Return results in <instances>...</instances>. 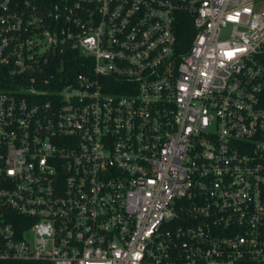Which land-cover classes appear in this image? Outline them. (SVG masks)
<instances>
[{"label":"built area","instance_id":"built-area-1","mask_svg":"<svg viewBox=\"0 0 264 264\" xmlns=\"http://www.w3.org/2000/svg\"><path fill=\"white\" fill-rule=\"evenodd\" d=\"M0 260L264 264V0H0Z\"/></svg>","mask_w":264,"mask_h":264},{"label":"trees","instance_id":"trees-1","mask_svg":"<svg viewBox=\"0 0 264 264\" xmlns=\"http://www.w3.org/2000/svg\"><path fill=\"white\" fill-rule=\"evenodd\" d=\"M5 81H6L5 72L0 67V83L5 82ZM0 264H35V263L26 262V261H18V260H0Z\"/></svg>","mask_w":264,"mask_h":264}]
</instances>
